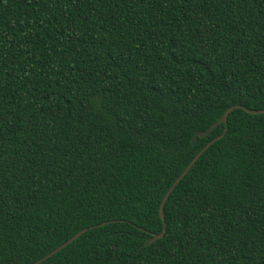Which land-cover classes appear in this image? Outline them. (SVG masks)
<instances>
[{
  "label": "trees",
  "instance_id": "obj_1",
  "mask_svg": "<svg viewBox=\"0 0 264 264\" xmlns=\"http://www.w3.org/2000/svg\"><path fill=\"white\" fill-rule=\"evenodd\" d=\"M232 105L264 108V0H0V264L86 227L37 264H264V113L159 216Z\"/></svg>",
  "mask_w": 264,
  "mask_h": 264
},
{
  "label": "water",
  "instance_id": "obj_2",
  "mask_svg": "<svg viewBox=\"0 0 264 264\" xmlns=\"http://www.w3.org/2000/svg\"><path fill=\"white\" fill-rule=\"evenodd\" d=\"M235 108H241L243 110H245L248 113H252V114H261L264 113V108L263 109H250L247 108L243 105H232L230 107H228L225 112L223 113V115L213 124H211L208 128L201 130V131H196L194 133V135L191 138V143L195 144L197 142V138L198 137H204L207 134H209L217 125L224 123L225 124V128L224 130L217 135L216 137H214L211 141H209L205 146H203L195 155L194 157L191 159V161L189 162V164L185 167V169L178 175V177L174 180V182L171 184V186L169 187V189L167 190V192L165 193V195L162 198V201L160 203V207H159V216L160 218L163 220L164 223V204L166 203L169 195L171 194V192L173 191V189L175 188V186L180 182V180L182 179V177L189 171V169L192 167V165L196 162V160L200 157V155L206 150V148L213 143L216 140L221 139L227 130V117L228 114ZM105 224V222L101 223L100 225ZM97 225H94L93 227H96ZM88 230V227L81 229L80 231H78L77 233H75L72 237H70L67 241H65L64 243H62L61 245H59L58 247H56L55 249H53L51 252H49L48 254H46L45 256H43L42 258L38 259L37 261L32 262L31 264H37L40 263L41 261L45 260L46 258L50 257L51 255H53L54 253L58 252L59 250H61L62 248H64L65 246H67L69 243H71L74 239H76L78 236H80L82 233L86 232ZM165 224L163 226V229L160 233H153L151 234V236L147 237L145 239V241L143 242V244L138 248L140 249L141 247L145 246V245H149L151 243H153L154 241L160 239L163 237L164 233H165Z\"/></svg>",
  "mask_w": 264,
  "mask_h": 264
}]
</instances>
